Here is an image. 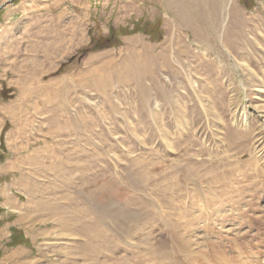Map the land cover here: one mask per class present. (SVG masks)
I'll use <instances>...</instances> for the list:
<instances>
[{"label":"rangeland","instance_id":"1","mask_svg":"<svg viewBox=\"0 0 264 264\" xmlns=\"http://www.w3.org/2000/svg\"><path fill=\"white\" fill-rule=\"evenodd\" d=\"M1 5L0 264H264V0Z\"/></svg>","mask_w":264,"mask_h":264},{"label":"bare ground","instance_id":"2","mask_svg":"<svg viewBox=\"0 0 264 264\" xmlns=\"http://www.w3.org/2000/svg\"><path fill=\"white\" fill-rule=\"evenodd\" d=\"M181 13V12H180ZM137 67V66H136ZM138 68V67H137ZM138 70V69H137ZM136 71V70H135ZM139 76V75H138ZM205 229H206V227H205ZM218 233V232H217ZM211 235H212V233H211ZM219 237V236H218ZM174 238H175V236H173V234L171 235V241L173 242L174 241ZM177 239H178V241H179V239L181 240V238L180 237H177ZM205 240H206V245H209V244H212V242H211V240H209V238L207 237V239H206V237H205ZM222 243V242H221ZM220 243V244H221ZM224 243V242H223ZM220 244L218 245V247L219 248H223V247H221L220 246ZM222 245V244H221ZM227 247V246H226ZM177 248L178 247H176V246H172V254L173 255H175L176 253H177ZM169 252V251H168ZM190 252H193V251H190ZM201 252V251H200ZM201 256L199 257V259L198 260H194V259H190L191 261H190V263L191 264H211L214 260H215V262L214 263H216V264H218V261L216 262V259L214 258L213 259V261L212 262H210L211 261V259L209 260V258H211V257H209V256H211V254L209 253V252H207L206 251V253L203 251V252H201ZM209 255L208 256V259H207V257H205V255ZM170 257V256H169ZM173 257V256H172ZM176 260V257H173V261H172V263L173 264H182V262L183 263H185L186 264V262L185 261H175Z\"/></svg>","mask_w":264,"mask_h":264},{"label":"trees","instance_id":"3","mask_svg":"<svg viewBox=\"0 0 264 264\" xmlns=\"http://www.w3.org/2000/svg\"><path fill=\"white\" fill-rule=\"evenodd\" d=\"M7 155H8V153L5 150L2 154L0 153V162L3 161Z\"/></svg>","mask_w":264,"mask_h":264},{"label":"crops","instance_id":"4","mask_svg":"<svg viewBox=\"0 0 264 264\" xmlns=\"http://www.w3.org/2000/svg\"><path fill=\"white\" fill-rule=\"evenodd\" d=\"M2 204L3 207L7 208V202L5 201V203H0ZM5 226L3 227V230H4ZM8 228V227H7ZM2 229V228H1Z\"/></svg>","mask_w":264,"mask_h":264},{"label":"water","instance_id":"5","mask_svg":"<svg viewBox=\"0 0 264 264\" xmlns=\"http://www.w3.org/2000/svg\"><path fill=\"white\" fill-rule=\"evenodd\" d=\"M3 7V5L0 6V9Z\"/></svg>","mask_w":264,"mask_h":264}]
</instances>
